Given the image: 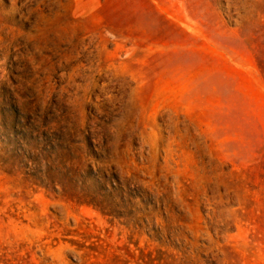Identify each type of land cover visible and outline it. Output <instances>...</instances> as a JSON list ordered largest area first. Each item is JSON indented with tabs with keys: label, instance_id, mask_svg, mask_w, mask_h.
Here are the masks:
<instances>
[{
	"label": "rangeland",
	"instance_id": "rangeland-1",
	"mask_svg": "<svg viewBox=\"0 0 264 264\" xmlns=\"http://www.w3.org/2000/svg\"><path fill=\"white\" fill-rule=\"evenodd\" d=\"M0 264H264V0H0Z\"/></svg>",
	"mask_w": 264,
	"mask_h": 264
}]
</instances>
